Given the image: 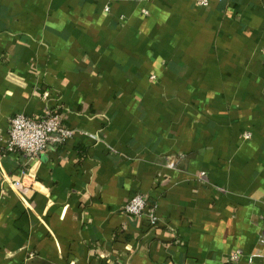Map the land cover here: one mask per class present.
<instances>
[{"label": "crops", "instance_id": "1", "mask_svg": "<svg viewBox=\"0 0 264 264\" xmlns=\"http://www.w3.org/2000/svg\"><path fill=\"white\" fill-rule=\"evenodd\" d=\"M208 1L0 0V150L16 113L73 130L21 186L0 157V264H264V0Z\"/></svg>", "mask_w": 264, "mask_h": 264}, {"label": "built area", "instance_id": "2", "mask_svg": "<svg viewBox=\"0 0 264 264\" xmlns=\"http://www.w3.org/2000/svg\"><path fill=\"white\" fill-rule=\"evenodd\" d=\"M195 1L200 6L209 4L208 0ZM49 95L48 91H44L42 97L47 99ZM72 134L73 130L66 126L64 114L60 107H46L45 111L37 116L24 113L11 115L8 120L7 135L2 139L3 146L0 150V157L9 155L15 157L16 154H19L25 160L24 164H22L23 169L20 171L22 176L18 179H13L11 184L21 186L24 177H32L29 163L33 160H38L40 155L45 153L54 143L61 144L71 137ZM244 136L249 137V132L244 133ZM181 157L168 156L166 165L175 167ZM123 210L125 213L137 217L145 216L150 225H154L157 222V206L155 203L150 202L148 195L144 193H136L124 204ZM243 254L241 250L233 251L229 255L227 263L237 262Z\"/></svg>", "mask_w": 264, "mask_h": 264}, {"label": "trees", "instance_id": "3", "mask_svg": "<svg viewBox=\"0 0 264 264\" xmlns=\"http://www.w3.org/2000/svg\"><path fill=\"white\" fill-rule=\"evenodd\" d=\"M28 264H50V263L46 262L45 260L36 259V260L30 261Z\"/></svg>", "mask_w": 264, "mask_h": 264}]
</instances>
